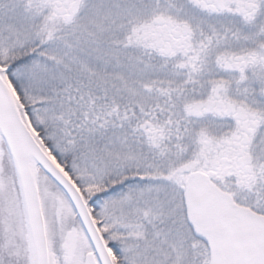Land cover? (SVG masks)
<instances>
[{
	"label": "snow or ice",
	"instance_id": "obj_1",
	"mask_svg": "<svg viewBox=\"0 0 264 264\" xmlns=\"http://www.w3.org/2000/svg\"><path fill=\"white\" fill-rule=\"evenodd\" d=\"M0 264H264V0H0Z\"/></svg>",
	"mask_w": 264,
	"mask_h": 264
}]
</instances>
